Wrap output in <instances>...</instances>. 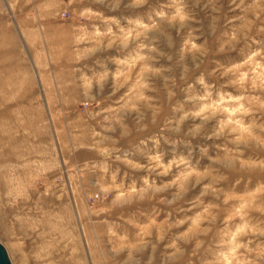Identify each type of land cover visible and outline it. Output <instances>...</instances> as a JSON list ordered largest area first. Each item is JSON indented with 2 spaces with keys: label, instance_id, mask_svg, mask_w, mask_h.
<instances>
[{
  "label": "rangeland",
  "instance_id": "rangeland-1",
  "mask_svg": "<svg viewBox=\"0 0 264 264\" xmlns=\"http://www.w3.org/2000/svg\"><path fill=\"white\" fill-rule=\"evenodd\" d=\"M0 244L264 264V0H0Z\"/></svg>",
  "mask_w": 264,
  "mask_h": 264
},
{
  "label": "water",
  "instance_id": "water-1",
  "mask_svg": "<svg viewBox=\"0 0 264 264\" xmlns=\"http://www.w3.org/2000/svg\"><path fill=\"white\" fill-rule=\"evenodd\" d=\"M0 264H12L4 246L0 244Z\"/></svg>",
  "mask_w": 264,
  "mask_h": 264
}]
</instances>
